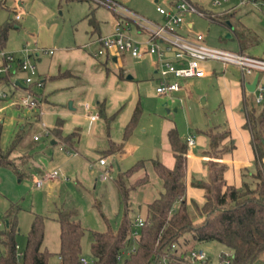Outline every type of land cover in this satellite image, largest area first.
Masks as SVG:
<instances>
[{
  "label": "crops",
  "instance_id": "crops-1",
  "mask_svg": "<svg viewBox=\"0 0 264 264\" xmlns=\"http://www.w3.org/2000/svg\"><path fill=\"white\" fill-rule=\"evenodd\" d=\"M173 1L169 0V6ZM194 1L206 14L221 16L231 13L225 24L218 21V23L224 24L227 30L225 38L235 37L237 41L238 49L228 50L264 58V45L259 44L262 30L251 24L248 17L245 16L258 0H240L241 4L247 6L244 9H241L239 3L230 4L229 0L219 5H213L211 0V6L225 7L217 11ZM263 2L262 7L264 8ZM47 9L43 8L44 11ZM17 15L18 18H16ZM92 15L93 26L80 31L77 38L58 39L51 33L45 36H40L38 33L33 35L31 48H24V52L27 53L24 57L25 60L35 66L33 78L41 81L40 87H33L41 97V104L38 109L22 108L19 110L16 119V125H19V128L14 134L18 130L23 133L28 127H36L38 130L35 132L42 134L38 136L34 132L33 137L37 135L38 139L32 138L29 143L24 141L25 136L22 135L21 141L17 143L14 152H12L11 156L17 161L20 177L29 176L31 179H38L37 175H42L46 167L51 171L57 169L65 181L67 179L65 176H70L82 183L81 178H87L86 175L89 172L104 169L103 165L98 164V158L101 156L112 157L111 159L116 161L118 169L121 170L122 164L118 160L122 161L125 156L134 154L133 150L136 149L134 140L138 132L142 130L139 122L143 110L146 108V99L150 96L155 100H162L163 105H171L174 111L178 109L176 104L179 102L181 106V102L185 98L187 100L196 99L203 105L212 101L221 104L226 114L225 118H221L222 122L209 121V124L205 125L191 120L188 123L186 121L184 124L186 134L184 135L180 133L174 120L161 122V136L158 145L154 143V146L147 150L148 154H151L145 155L147 158L149 157L148 159H138L144 161V166L146 163L152 164L151 159L154 158L159 159L168 167L174 165L175 158L167 138L169 128L175 127L179 135L185 139L188 136L192 137L194 142L192 145L187 144L186 150V201L188 204L191 200L201 204L204 200V190L193 183L195 180H206L208 177L205 164L206 156L203 153L208 147L206 131L211 126H216L217 129L226 127L229 129V136L224 138L222 143L232 139L234 148L221 155L220 160L226 164L223 176L228 184L241 185L242 169H247L251 173L255 166L251 134L248 129L243 127L245 119L238 113L237 107L241 109L245 95L250 94L249 96L255 100L259 88L264 89V74L262 76L260 72L252 73L243 78L240 71V74H234L235 71L233 68L228 69V65L224 66L217 61H206L203 63L206 70L204 75L182 80V88L179 90L156 94L153 87H156L157 81L154 82V85L147 82L156 80L154 57H152L150 66L129 70L126 67V58L132 57L128 54L113 55L110 59L98 58L94 55L98 46L96 40L111 32L115 24V15L113 14L108 22L99 20L93 12ZM14 19L15 21L20 19V14L15 13ZM184 22L181 31L184 34L193 35L194 33L191 32L193 22L185 19ZM101 23L106 24V31H101ZM231 26H234V29L230 28ZM16 28H20V25L17 24ZM42 48L52 51L43 52ZM4 63L5 60L0 51V67ZM24 73L16 68V72L11 73L10 83L15 82L17 86L7 85L10 89L6 97L9 96L12 99V96L17 95L15 100L13 99L15 104H18L17 98L26 87L23 82L26 75ZM256 74H258L257 84L255 90L250 92L246 88V83L251 82ZM1 92L6 91L3 89ZM6 97L1 98L6 99ZM136 108L139 109L136 124L124 139L125 127ZM167 111L171 112V108L167 107ZM92 116L94 118H91ZM58 119L61 121V129L60 134L56 135L51 130ZM2 121L1 119L0 122ZM193 125L195 126L193 127ZM187 130L189 131L187 132ZM74 131L77 132V135L72 137L69 142L62 140V136ZM1 135L2 131L0 142ZM120 143H122L121 148L117 149ZM40 144L42 147L38 150L37 147ZM44 150L47 153H44ZM40 152H43L44 155ZM107 166L109 169L112 168L109 163ZM58 209L59 207L57 212ZM139 215H145V211Z\"/></svg>",
  "mask_w": 264,
  "mask_h": 264
},
{
  "label": "trees",
  "instance_id": "trees-1",
  "mask_svg": "<svg viewBox=\"0 0 264 264\" xmlns=\"http://www.w3.org/2000/svg\"><path fill=\"white\" fill-rule=\"evenodd\" d=\"M2 3L3 1H0V6ZM91 12L92 10L89 13ZM230 16L231 13L213 15L208 20L225 24ZM15 22V19L8 18L0 23V51L5 47L10 29L17 27ZM5 64L6 61L3 65ZM10 76V69L0 74V87L11 84ZM26 88L32 90L31 84ZM33 91L36 93L35 90ZM249 95L244 96L241 112L245 118L243 127L251 134L255 169L251 173L247 169H242L241 185L228 184L223 176L226 164L220 160L221 155L234 148L232 139L222 143V140L229 136V129L226 127L217 129L216 126H211L206 131L208 147L203 151L206 156L208 177L206 180H195L193 183L203 188L204 200L201 204L194 200L188 204L186 201L187 142L175 127H171L167 131V138L175 162L172 167H168L159 159H151L153 169L161 179L162 189L146 204L144 223L136 228V240L131 238L130 219L127 214H124L118 225L113 227L99 202L94 201L100 217L106 224V229L91 231L92 258L91 261L86 259L83 262L81 239L86 228L75 218L76 211L59 208L57 212L59 248L55 252L58 256L55 264H165L167 261L170 264H192L183 261L186 248L181 253L172 249V245L176 246V249L181 246V238L184 244L210 240L222 244L232 251L228 264H264V93L260 102H256ZM138 112L139 109L136 108L126 125L124 139L135 126ZM60 129L61 121L58 119L51 131L59 135ZM22 135V131L18 130L5 148L0 142V167L11 168L19 177L17 161L11 155ZM75 135H77L76 131L62 136V140L69 142ZM121 145L122 143L117 149H120ZM143 166L144 161L138 160L125 173L131 175ZM147 180L148 176L145 173L131 186L135 187ZM117 184L127 198L129 188L124 187L121 176L118 177ZM17 209L15 204L7 208L6 221L0 229L2 248L0 264H48L50 256L54 253L42 246L44 220L40 214H34L24 248L20 250L21 255H18L19 249L15 240L19 230ZM133 243L135 247L130 250ZM127 250L129 251L126 252ZM204 264H208V260Z\"/></svg>",
  "mask_w": 264,
  "mask_h": 264
},
{
  "label": "rangeland",
  "instance_id": "rangeland-1",
  "mask_svg": "<svg viewBox=\"0 0 264 264\" xmlns=\"http://www.w3.org/2000/svg\"><path fill=\"white\" fill-rule=\"evenodd\" d=\"M0 1H3L0 6V23L8 18L14 19L15 13L20 14V19L15 22L20 25V28L13 27L10 29L7 42L3 48L4 51L12 52L15 57L10 65L11 73L16 72L18 61L26 59L24 57L27 53L24 52V48H31L30 45L34 39L33 35L39 33L40 36H45L51 33L52 36L54 35L58 39H73L78 37L77 34L80 31H84L92 25V12L95 13L99 20H107V22L113 15L112 11L108 8L97 6L89 0ZM118 1L142 16L156 22L162 21V16L156 9L157 4L169 6V0ZM196 1L200 5L208 6L214 11L225 8L224 6L222 8L220 6H211V0ZM262 2L263 0L255 2L253 8L246 13L245 16L248 17L247 19L251 24L260 27L262 30L260 34L262 38L259 44L264 45V8L262 7ZM229 3L241 4L240 0H229ZM240 6L241 9L247 7L243 3ZM44 7L48 9L44 11ZM90 9H92L91 14L89 13ZM184 19L193 22L191 32L203 34L208 44L225 49H238L235 37L225 38L227 30L224 24L209 21L206 17L197 14L185 15ZM184 24L185 22L183 25ZM106 29V24L103 25V23H101V31H106ZM151 63L152 56L150 55H146L143 59L126 58V67L129 70L148 67ZM228 66V69L233 68L235 71L234 74H240L236 66ZM260 73L263 76L264 72ZM155 81L156 80L153 79L147 82L154 85ZM153 88L154 92L157 94L155 87ZM3 89L8 92L10 88L4 85L0 87V91ZM16 97L17 95L12 96V99H10L11 97L9 96L6 97V99L0 97V120H3L0 122L2 147L7 146L12 141L15 131L19 128V125H16L19 110L22 108L27 109L13 103ZM146 100V108L143 110V115L139 122V126L142 130L138 132L134 140L136 148L133 150L134 154L125 156L122 161L118 160L122 164L121 170L118 169L116 161L111 159L112 157H106L107 164L109 163V165L112 166L107 173L108 177L106 180L100 179L99 175L101 171L98 170L89 172L86 175L87 178H81L82 183L70 176H65L67 177L66 181L63 176L60 175L55 178H47L45 175L51 170L45 167V172L42 175H37L38 178H42L41 186L37 187L35 185V179H31L29 176L19 177L17 173L9 167L0 168V229L3 228L6 221L5 213L7 208L10 207L11 204H15L18 208L16 218L19 228L15 240L19 250L24 248L27 231L34 214H40L43 216L44 220V240L42 246L54 253L50 256L48 264H55L57 262L58 256L55 252H57L59 248V222L57 220V208L59 207L76 211L77 219L86 228L81 239L82 256L88 261H91V231L106 229V224L100 217L94 205V201L99 202L110 224L116 227L125 213L128 219H133L136 214H143L147 202L155 198L159 194L158 191L162 189L161 179L155 173L151 163H146V166L139 171L133 172L131 175L125 173L128 167L139 158L146 159L147 156L145 155H151L148 154L149 151L147 150L151 149L154 143L158 145L161 136V122L174 120L180 133L184 135L186 134V127L184 125L186 121L188 123V121L191 120L205 125L207 123L209 124V121L215 122L218 120L222 122L221 118H225L226 114L221 104L212 101L203 105L196 99L187 100L185 98L182 100L181 106L179 102L176 104L178 109L174 111L171 105H163L162 100H155L150 96ZM9 102H11V104H8ZM167 107L171 108V112L167 111ZM237 109L238 113L243 116L241 109H239V107H237ZM194 126L195 125H193V127ZM35 130L38 129H36V127H28L25 132H23L25 136L24 141L26 143H29V141L34 138L33 134ZM188 131L189 130H187V132ZM35 133H37L38 136L42 134L38 132ZM41 147L42 144L38 145L37 149L40 150ZM45 152L47 153L46 150H44V153ZM44 153L40 152L42 155H44ZM145 173H147L148 180L132 187L131 185ZM119 176H121L124 187L129 188L127 189V198H125L117 187V179ZM126 206L128 207L127 210ZM180 243L181 246L177 248L179 251L184 248L188 249L192 246L202 247L208 255V264H218L220 252L227 250L222 244L213 240L203 242L191 241L190 243L187 242L184 244L181 238ZM1 250L2 248L0 245V252Z\"/></svg>",
  "mask_w": 264,
  "mask_h": 264
},
{
  "label": "built area",
  "instance_id": "built-area-1",
  "mask_svg": "<svg viewBox=\"0 0 264 264\" xmlns=\"http://www.w3.org/2000/svg\"><path fill=\"white\" fill-rule=\"evenodd\" d=\"M89 1L97 6L108 8L115 15V24L111 32L96 40L98 46L94 55L105 59L121 54H128L134 59H140L145 55L154 57V72L157 81L155 91L159 94L179 90L182 88V80L204 75L206 70L203 63L206 61H217L224 66H236L243 78L245 75L254 72H264V58L262 57L212 46L205 41L204 35L201 33L189 35L181 31L186 14H197L207 19L214 15L206 14L194 0H174L168 7L157 5L156 9L162 16L161 22L142 16L118 0ZM222 2H227V0H212L213 5H219ZM41 51L51 52L52 50L42 48ZM1 55L6 64L0 67V74L6 73L10 69L11 62L15 59L12 52L1 51ZM18 67L27 73L23 82L26 86L31 84L32 90L25 87L19 94L17 103L27 109H38L41 104V97L33 91V87H40L41 81L33 78L35 66L27 60H21L18 61ZM11 86L16 87L15 82H12ZM263 93L264 89L259 88L255 95L256 102L262 100ZM7 95V92L0 93L1 97ZM34 139H38V136L35 135ZM186 142L188 145H192L194 141L192 137L188 136ZM98 164L104 166L100 178L106 179L109 171L106 158L104 156L99 157ZM59 175L60 172L54 169L45 177L55 178ZM41 184L42 178L35 179L37 187ZM144 217V215L138 214L132 220L130 219L131 238L134 241L137 235L136 228L143 225ZM134 247L135 244L133 243L130 250H133ZM173 248L177 253L183 251H177L176 246L172 245ZM18 255H21V251L18 252ZM231 256L232 251L229 249L220 252L218 264H228ZM172 259L175 258L172 257ZM81 260L85 262L86 258L81 256ZM206 260H208V255L202 247L192 246L185 250L183 260L185 262L204 264ZM165 264H170V262L167 261Z\"/></svg>",
  "mask_w": 264,
  "mask_h": 264
},
{
  "label": "water",
  "instance_id": "water-1",
  "mask_svg": "<svg viewBox=\"0 0 264 264\" xmlns=\"http://www.w3.org/2000/svg\"><path fill=\"white\" fill-rule=\"evenodd\" d=\"M130 77V76H129ZM258 80V74H256L253 80L249 83H246V88L248 91L253 92L255 90L256 84Z\"/></svg>",
  "mask_w": 264,
  "mask_h": 264
}]
</instances>
